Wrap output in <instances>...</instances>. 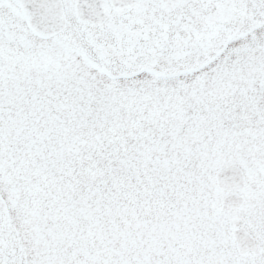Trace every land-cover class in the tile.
Wrapping results in <instances>:
<instances>
[{
    "label": "rangeland",
    "instance_id": "374dc122",
    "mask_svg": "<svg viewBox=\"0 0 264 264\" xmlns=\"http://www.w3.org/2000/svg\"><path fill=\"white\" fill-rule=\"evenodd\" d=\"M263 29L264 18L254 27ZM11 31L9 49H0V76L6 78L1 99L35 104L30 92L36 90L43 103L50 92L61 99H88L93 107V113L83 109L89 116L78 118L77 136H88L69 161H47L45 154L22 163L25 173L38 169L37 175L51 181L40 188L39 224L60 222L58 228L79 234L88 214L100 236L91 249L101 254L113 232L104 230L108 223L191 222L203 234L195 251L205 262L197 264H264V37L228 40L241 50L218 53L211 46L169 69L164 60L149 70L120 73L106 70L93 44V50L73 45L68 32L42 39L24 24ZM4 124L9 125L0 119ZM228 162L246 174L248 200L232 211L248 219L261 256L234 250V214L220 208L224 194L217 182V171ZM66 213L71 217L65 221ZM67 238L55 239L59 251ZM45 250L46 259L50 253L59 257L57 247ZM53 257L51 264H62Z\"/></svg>",
    "mask_w": 264,
    "mask_h": 264
},
{
    "label": "flooded vegetation",
    "instance_id": "af4514ba",
    "mask_svg": "<svg viewBox=\"0 0 264 264\" xmlns=\"http://www.w3.org/2000/svg\"><path fill=\"white\" fill-rule=\"evenodd\" d=\"M62 3L67 20L63 32L69 33V41L77 48L89 50H93L90 47L93 44L106 70L112 72L149 70L163 65L164 60L168 61L169 69L173 67L170 65L180 63L176 60L202 53L211 46L218 53L241 50L242 47H230L228 40L250 42L251 37H264V29L254 30L264 18V0H62ZM18 5L17 0H0V49H9L11 43L7 38L15 34L12 28L18 29L22 24L28 28ZM78 39H85V43L80 44ZM249 81L248 87L253 82ZM5 82L6 78L0 76V89ZM48 95L49 99L44 98L43 103L36 91L31 93L30 102L34 99L35 104L25 99L16 102L10 96L0 98V119L5 118L10 125H0V264H51L53 255L50 253L46 259V247L53 251L57 247L59 257L53 258L62 264L205 262L204 256L195 251L198 243L202 244L203 234L199 235L191 222L152 225L140 219L132 223H108L104 230L113 232L105 239L101 254L91 249L100 236L86 207L83 213L87 215L79 225V234L73 228H58L60 222H37L36 205L44 199L40 188L51 181L48 175H37L38 169L31 170L35 174L25 173L22 163L43 158L45 151L76 148V118L80 111L89 108L85 100L61 99L50 92ZM247 184L241 191L246 199L243 206L250 193ZM14 187L23 194L14 191ZM27 188L33 191L28 194ZM222 190L224 195L228 193ZM237 213L232 211L231 215L244 219V226L261 247L248 219ZM70 217L66 213L63 220ZM62 234L67 235L68 244L59 251L55 239L60 241ZM192 252L194 255L189 256ZM245 255L261 256L263 249L259 255L253 252Z\"/></svg>",
    "mask_w": 264,
    "mask_h": 264
},
{
    "label": "water",
    "instance_id": "95a60500",
    "mask_svg": "<svg viewBox=\"0 0 264 264\" xmlns=\"http://www.w3.org/2000/svg\"><path fill=\"white\" fill-rule=\"evenodd\" d=\"M26 12L31 27L39 35L49 37L60 30L65 25L62 6L59 7L57 0H19ZM58 2V1H57ZM219 185L226 189H242L245 183L244 173L239 166L227 167L217 173ZM244 197L238 193L226 196L221 208L230 210L239 207L243 203ZM234 237L242 253L249 250L259 252L254 237L243 227V220L235 218L233 220Z\"/></svg>",
    "mask_w": 264,
    "mask_h": 264
},
{
    "label": "trees",
    "instance_id": "16d2710c",
    "mask_svg": "<svg viewBox=\"0 0 264 264\" xmlns=\"http://www.w3.org/2000/svg\"><path fill=\"white\" fill-rule=\"evenodd\" d=\"M86 101L88 102V103H90L89 101H88V99H86ZM90 106H91V104H90ZM99 133H96V136H99L98 135ZM98 138V137H97ZM77 147H79V146H77ZM76 147V148H77ZM73 153H76V150H61V149H59V150H52V151H45V154H47V155H45V158L47 159V161L49 160V161H51L50 160V158L51 157H55L56 158V160L57 161H62V160H64V159H66V160H70L71 159V155L73 154ZM58 155H60V156H58ZM62 155H64V159L63 158H61V156ZM80 167V166H79Z\"/></svg>",
    "mask_w": 264,
    "mask_h": 264
},
{
    "label": "bare ground",
    "instance_id": "6f19581e",
    "mask_svg": "<svg viewBox=\"0 0 264 264\" xmlns=\"http://www.w3.org/2000/svg\"><path fill=\"white\" fill-rule=\"evenodd\" d=\"M78 227H79V225H78Z\"/></svg>",
    "mask_w": 264,
    "mask_h": 264
},
{
    "label": "snow or ice",
    "instance_id": "6c2138e0",
    "mask_svg": "<svg viewBox=\"0 0 264 264\" xmlns=\"http://www.w3.org/2000/svg\"><path fill=\"white\" fill-rule=\"evenodd\" d=\"M19 6V5H18Z\"/></svg>",
    "mask_w": 264,
    "mask_h": 264
}]
</instances>
